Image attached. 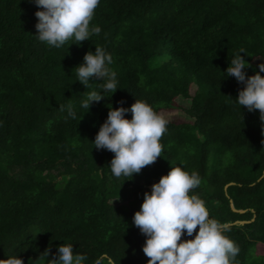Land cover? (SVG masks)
<instances>
[{"label": "trees", "instance_id": "1", "mask_svg": "<svg viewBox=\"0 0 264 264\" xmlns=\"http://www.w3.org/2000/svg\"><path fill=\"white\" fill-rule=\"evenodd\" d=\"M39 7L0 0V258L39 264L45 249L52 258L71 243L85 264H147L146 236L132 217L147 185L170 161H183L198 171L201 182L190 191L211 217L253 219L227 233L239 246L238 264H248L252 246L264 244V135L259 110L234 101L243 82L224 70L240 48L246 75L259 70L264 0H100L90 21L100 33L59 48L36 35ZM96 44L112 54L118 88L86 111L80 101L102 81L93 75L88 88L74 67ZM137 98L158 113L178 106L187 118L166 119L154 162L116 177L108 165L114 153L92 140L108 104L130 108ZM60 104L77 118L65 119Z\"/></svg>", "mask_w": 264, "mask_h": 264}, {"label": "clouds", "instance_id": "2", "mask_svg": "<svg viewBox=\"0 0 264 264\" xmlns=\"http://www.w3.org/2000/svg\"><path fill=\"white\" fill-rule=\"evenodd\" d=\"M99 2L35 0L41 6L35 12L38 39L59 48L70 38L72 42L81 43L92 34L100 33L99 25L90 24ZM244 52L245 49L240 48L230 58L224 72L243 82L244 87L234 101L239 106H247L249 111L259 110L264 135V75L261 74L264 61L258 65V71L246 75L245 66L249 62L246 63L241 55ZM112 60V54L96 44L95 50L87 51L83 61L74 67L76 80L88 88L91 76L102 81L100 91L89 90L87 97L80 101V108L87 111L93 101H100L108 96L106 93L118 88L117 73L109 67ZM108 107L107 117L92 142L95 147L114 153L108 164L114 176L131 178L162 154L160 138L166 131L167 120L152 105L138 98L130 108L122 102L119 107L111 103ZM59 109L66 110L65 119L77 118V111L70 104H60ZM128 111L132 113L130 119L124 115ZM170 162V170L152 184L150 191L144 192L141 207L132 217L133 223L146 236L143 252L150 258L147 264H238L239 246L227 235L231 222L211 217L201 196L190 191L201 182L198 171H189L182 166L183 161ZM182 234L190 238L181 240ZM73 248L71 243H62L52 258L45 249L37 259L39 264H85L86 254L74 253ZM0 264H24V260L18 254H8L0 258Z\"/></svg>", "mask_w": 264, "mask_h": 264}, {"label": "rangeland", "instance_id": "3", "mask_svg": "<svg viewBox=\"0 0 264 264\" xmlns=\"http://www.w3.org/2000/svg\"><path fill=\"white\" fill-rule=\"evenodd\" d=\"M184 106L186 104V101L179 100L176 102V106ZM161 115L165 119H172V120H183L186 119L187 116L184 113L183 110H181L178 106L174 109H171L169 111H161ZM264 263V244L263 243H258L256 245H253L251 250H250V256L248 260V264H263Z\"/></svg>", "mask_w": 264, "mask_h": 264}, {"label": "water", "instance_id": "4", "mask_svg": "<svg viewBox=\"0 0 264 264\" xmlns=\"http://www.w3.org/2000/svg\"><path fill=\"white\" fill-rule=\"evenodd\" d=\"M154 183V182H153ZM153 183H150L149 185H147V187L149 188V190H151V187H152V184ZM232 208L236 211H240V212H244L245 209H236L233 205H232ZM253 220V219H251ZM251 220H236L234 222H232L231 224H239V223H245V222H248V221H251Z\"/></svg>", "mask_w": 264, "mask_h": 264}]
</instances>
